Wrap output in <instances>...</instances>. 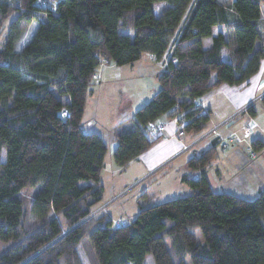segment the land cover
<instances>
[{
  "label": "trees",
  "instance_id": "trees-1",
  "mask_svg": "<svg viewBox=\"0 0 264 264\" xmlns=\"http://www.w3.org/2000/svg\"><path fill=\"white\" fill-rule=\"evenodd\" d=\"M40 1L0 0V36L11 22L0 51V264H144L148 256L153 264H264V192L249 201L212 189L205 170L216 140L186 164L199 174L182 178L191 195L113 227L106 215L93 216L104 197L107 146L82 130L101 61L126 67L150 54L167 56L160 89L115 128L114 163L124 167L153 148L161 138L147 126L165 115L183 133H206L211 112L195 102L260 71L264 0ZM251 147L264 151V142Z\"/></svg>",
  "mask_w": 264,
  "mask_h": 264
},
{
  "label": "crops",
  "instance_id": "crops-1",
  "mask_svg": "<svg viewBox=\"0 0 264 264\" xmlns=\"http://www.w3.org/2000/svg\"><path fill=\"white\" fill-rule=\"evenodd\" d=\"M263 8L261 23L264 26ZM219 32H224L222 27L214 30V36ZM203 43L204 46L208 48L211 45V40L206 39ZM222 56L225 61L230 62V55L227 49L223 50ZM166 64L167 56H165L161 61H156L150 54H144L139 61L126 67H116L108 64L105 60L101 61L87 99V106L82 121V130L86 133H96L100 135L107 146V154L112 153L113 155V152L116 149L117 144L114 134L115 128L124 121L133 118L136 111L148 103L159 91L160 86L158 83V76L166 70ZM119 84L123 85V90L115 89ZM128 84H133L134 87L137 88L136 90L138 91V94H141L134 109L131 108L126 111L124 109L122 101L124 100V97L122 98V95L126 96L127 92H129L127 87ZM99 95L102 96L100 102L96 101ZM262 97H264V60L261 62L260 71L247 83L241 86L223 85L212 90L195 102L196 108L211 112V120L206 128V133L216 130L215 134L210 136L207 140L197 143V139L200 135L194 137L190 134L183 133L176 119H169L167 115L162 116L155 121L156 125L165 128L160 141L147 153L143 154L137 160L129 163L128 165L120 167V169H130L135 165V167L140 169L139 177L148 181L154 179L159 174L167 172V170L174 164L187 156L185 159V166H181V172H178V178L181 182L184 176H188L192 179H198L199 174H190L186 164L194 156L207 151L212 146L213 141L216 140L217 152L218 148H220L221 154H224L226 150H232L230 151V155L222 156L219 153L216 154L211 165L205 170V176L215 192L226 193L223 191L219 192L214 189L211 181V172L216 178H221V170H213L215 165L219 164L218 162H230V164L235 162V165L237 163L236 158H241L240 156H237L236 149L241 148L244 144H247L248 146V143H250L252 138H257V140L263 141V139L259 136L252 137L255 136L253 131L257 128V125L253 122L257 116V111L254 108L255 105L259 103V98ZM251 112H254L255 116H253ZM87 115L89 119V130L85 131L84 123ZM242 118H246L248 120V125H253L251 130L248 125L242 128L238 126V120ZM231 119L233 120L232 122H229L227 125H223ZM105 131L112 135L111 139H113L110 144L106 141L105 134L103 133ZM189 147L190 149H187ZM107 154L105 156L104 169L101 175L102 184L104 176L103 173L106 170ZM255 154V152L252 153V158H255ZM231 155L233 156L228 157ZM223 158H225L224 161ZM237 164H241V160L238 161ZM239 167L241 168V166ZM114 171L112 170L113 175L121 170H116L115 173ZM182 184L184 183L182 182ZM129 224L130 223L122 224L117 222L116 224L113 223V227Z\"/></svg>",
  "mask_w": 264,
  "mask_h": 264
},
{
  "label": "rangeland",
  "instance_id": "rangeland-1",
  "mask_svg": "<svg viewBox=\"0 0 264 264\" xmlns=\"http://www.w3.org/2000/svg\"><path fill=\"white\" fill-rule=\"evenodd\" d=\"M10 2L15 6L19 4V0H10ZM40 2L42 5L47 6L46 1L41 0ZM220 2L221 4L228 6L230 0H220ZM10 23L11 22L9 21L6 24L0 36V51H2L5 47ZM36 28L37 23H34L26 30L18 41V49L21 47L23 48L27 44ZM127 87L129 92H127L126 96L122 95V98L124 97V100L122 101L126 111L131 108L134 109L141 94H138V91L136 90L137 88L134 87L133 84H128ZM115 89L123 90V85L119 84ZM101 97L102 96L99 95L96 101L100 102ZM262 98H259L260 101L254 108L257 111V116L253 122L257 125V128L253 131L255 136L252 137L259 136L264 141V102L262 101ZM232 121V119L228 120V123ZM88 124L89 119L87 115L84 123L85 131L89 130ZM246 125H248V120L246 118L238 120V126L241 128ZM248 126L250 127H248L250 130L253 128V125ZM103 133L105 134L107 143L110 144L113 139H111L112 135L106 131ZM256 140L257 138H252L250 143H248V146L247 144H244L241 148L236 149L237 156L241 157L236 158V161L238 163V161L241 160V164L236 163L234 165L235 162L231 161L234 163L230 164V162H218L219 164L215 165L213 170L220 169L222 172L221 178H216L211 172V181L216 191L230 193L231 195L249 201H254L259 197L261 192H264V151L255 152L252 151L253 149L250 147L252 141ZM187 149H190V147ZM231 150L232 149L229 151L226 150L224 154H221L220 148H218V152L216 154L219 153L222 156L230 155ZM254 152L256 153L255 158H252L251 155ZM232 156L233 155L228 157ZM186 158L187 156L178 161L170 169H168L167 172L159 174L152 180L146 181V179H141L139 177L140 169L135 167V165L130 169L122 170L114 163L112 153H108L106 157V170L103 173L104 197L93 216L100 217L102 215H106L107 220L113 221L114 224L117 222L128 224L135 220L137 214L142 208L152 207L170 200L191 195L192 192L190 187L186 184H182L181 180L178 178V172H181V166H185ZM224 159L225 158H223V161ZM238 165L241 166V168ZM112 170L121 171H118L119 173L117 172L113 175ZM32 193L33 192L30 190L25 192L24 196L28 201L31 200ZM29 220L31 222L35 221L33 216H30ZM5 247L6 246L0 245V251ZM144 264H153L152 256H148Z\"/></svg>",
  "mask_w": 264,
  "mask_h": 264
},
{
  "label": "built area",
  "instance_id": "built-area-1",
  "mask_svg": "<svg viewBox=\"0 0 264 264\" xmlns=\"http://www.w3.org/2000/svg\"><path fill=\"white\" fill-rule=\"evenodd\" d=\"M47 1V0H44ZM227 122H225L223 125L227 124ZM147 131L148 133L153 137V138H161L162 135L164 134L165 128L162 126H158L156 124H149L147 126ZM216 130H213L212 132H208V133H204L201 134L198 139H197V143L204 141L205 139H208L210 136H212L213 134H215ZM225 147V145H224Z\"/></svg>",
  "mask_w": 264,
  "mask_h": 264
}]
</instances>
